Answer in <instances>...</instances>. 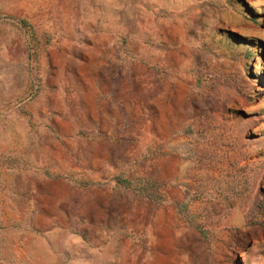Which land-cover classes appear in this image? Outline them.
Wrapping results in <instances>:
<instances>
[{
	"label": "rangeland",
	"instance_id": "obj_1",
	"mask_svg": "<svg viewBox=\"0 0 264 264\" xmlns=\"http://www.w3.org/2000/svg\"><path fill=\"white\" fill-rule=\"evenodd\" d=\"M0 264H264V0H0Z\"/></svg>",
	"mask_w": 264,
	"mask_h": 264
}]
</instances>
